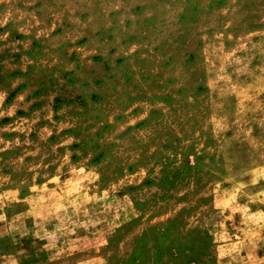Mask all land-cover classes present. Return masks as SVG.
Here are the masks:
<instances>
[{
    "label": "rangeland",
    "instance_id": "rangeland-1",
    "mask_svg": "<svg viewBox=\"0 0 264 264\" xmlns=\"http://www.w3.org/2000/svg\"><path fill=\"white\" fill-rule=\"evenodd\" d=\"M0 264H264V0H0Z\"/></svg>",
    "mask_w": 264,
    "mask_h": 264
}]
</instances>
